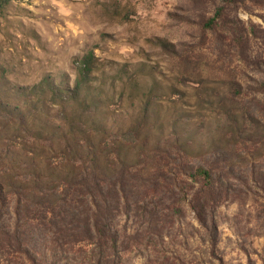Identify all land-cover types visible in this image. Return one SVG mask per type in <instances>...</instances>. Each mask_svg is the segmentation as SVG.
Listing matches in <instances>:
<instances>
[{"label": "rangeland", "instance_id": "374dc122", "mask_svg": "<svg viewBox=\"0 0 264 264\" xmlns=\"http://www.w3.org/2000/svg\"><path fill=\"white\" fill-rule=\"evenodd\" d=\"M178 157L217 183L125 184L116 253L86 235L81 167L153 181ZM0 184L5 227L17 191L37 211L12 264H264V0H0Z\"/></svg>", "mask_w": 264, "mask_h": 264}, {"label": "trees", "instance_id": "16d2710c", "mask_svg": "<svg viewBox=\"0 0 264 264\" xmlns=\"http://www.w3.org/2000/svg\"><path fill=\"white\" fill-rule=\"evenodd\" d=\"M92 59H94V54L90 53L81 60L79 70L77 73L78 77L75 81L74 88L69 91H67L66 89L63 91H60L62 95L64 96V98L69 99V96L71 94H74V97L77 99L83 87L90 83L91 75L93 73V60ZM35 88H37V86H35ZM50 89L52 90L53 95H54L55 86L54 87L50 86ZM178 160L179 162H176L174 171L172 167L170 168V170H167V168L169 167L163 166L162 170L160 171L161 173L160 177L155 178V180L153 181H149V180L139 181L138 176H133L134 182H132V180L129 181L127 179L128 177L127 175L137 174V173L136 172L130 173L129 171L126 170V168H124L122 170L123 175L118 177V180H117L118 183H114V184L111 183V180H108V178H104L102 176L103 174L101 173L92 174L89 170L84 169V167H81L80 171L78 172L79 176L76 178L77 180L74 181L73 184H74V190H75V194H76L78 202L81 203L82 205L87 204V207L85 210L78 211L76 218L78 222L87 223V226L91 225L94 228L93 229L91 227V232L93 230L95 233L94 235L93 233L88 232V231H86L87 233L86 235H88L89 238L94 239L95 235L97 234L98 235V246L101 248H105L108 251H113L116 253L117 251L116 249L118 247L117 245H119V239L118 237H116V235L118 236L117 234L118 229H115V224L111 222V219L112 217L116 215L114 214L115 212L116 213L120 212V209L122 207L121 202H120V195L125 200H127L126 192L128 190L125 184H136L137 182L139 184H145V186L147 184L146 189H149V190H154L155 184H166L167 185L166 188L168 189V192L170 193V195H172L173 193V191L171 190L172 186L179 188V185L181 183H184V181L182 180L183 177H185L187 181H191V182H194L195 184H200V185L217 183L218 180L216 179V176L219 173L218 168L210 167L209 169L204 166H198L196 168H193V167H190L188 163H185L183 157H178ZM168 192L166 191V193ZM2 193H3V187L0 184V206L2 205V202L4 199ZM16 193L18 195V200H17V204L15 208L16 222L15 223L13 222L9 224L7 227H5L0 221V257H1L0 262L4 260L8 264H12L11 254L13 252L20 253V254L26 253L29 255L30 252L26 248L23 247L22 236H26L24 235L26 233L19 231L17 227H20V224L23 222L33 225L34 223L32 221L35 219L33 217L35 215L33 213V210L36 211V207L33 209L27 206L26 204L28 201L27 196H25L26 203L23 204L22 192L17 191ZM141 193L145 195V192H141ZM110 196H115L117 199L115 202L116 207L114 208H111L108 202ZM167 197H168V194H167ZM88 203L91 204V206H89ZM125 205L129 207L128 202L125 203ZM172 205H173V202H171L169 205L165 207L169 211L171 207H173ZM23 207H25V210H23ZM136 207L140 211H143L144 215H149V217L147 216L143 217L142 215L139 216L145 219V221H148L151 223H157L161 220L159 217H156L157 211L155 210L146 211V209H144V207L141 206L140 204H138ZM31 212H32V216H29ZM109 214L112 216H108ZM198 219L200 220L202 224H204L206 221L205 218H203L202 216H199ZM92 220H93V225L91 223ZM14 227H16L17 229H15V231H12V228L14 229ZM104 236H106V238ZM103 259H104V256L99 258V261H103ZM106 259L109 260L108 258ZM99 264H102V263L99 262Z\"/></svg>", "mask_w": 264, "mask_h": 264}]
</instances>
